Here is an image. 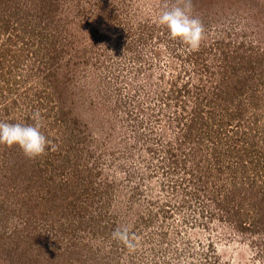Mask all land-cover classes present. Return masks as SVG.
<instances>
[{
  "label": "rangeland",
  "instance_id": "1",
  "mask_svg": "<svg viewBox=\"0 0 264 264\" xmlns=\"http://www.w3.org/2000/svg\"><path fill=\"white\" fill-rule=\"evenodd\" d=\"M174 3L0 0V121L51 141L0 146V264H264V0H192V53Z\"/></svg>",
  "mask_w": 264,
  "mask_h": 264
},
{
  "label": "clouds",
  "instance_id": "2",
  "mask_svg": "<svg viewBox=\"0 0 264 264\" xmlns=\"http://www.w3.org/2000/svg\"><path fill=\"white\" fill-rule=\"evenodd\" d=\"M156 23L166 29L168 39L185 46L189 53L199 50L205 36L202 20L193 15L192 0H175L158 16ZM39 112L33 114V120H39ZM51 141L41 131V126L35 124L9 123L0 121V146L17 148L30 161H35L46 154ZM111 238L125 246L129 252L135 251L133 237L127 228L116 229Z\"/></svg>",
  "mask_w": 264,
  "mask_h": 264
},
{
  "label": "trees",
  "instance_id": "3",
  "mask_svg": "<svg viewBox=\"0 0 264 264\" xmlns=\"http://www.w3.org/2000/svg\"><path fill=\"white\" fill-rule=\"evenodd\" d=\"M175 99H176V98H175ZM185 122H186V121H185ZM186 123H187V122H186ZM186 123H185V124H186ZM188 126H189V124H188Z\"/></svg>",
  "mask_w": 264,
  "mask_h": 264
}]
</instances>
